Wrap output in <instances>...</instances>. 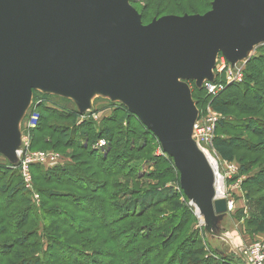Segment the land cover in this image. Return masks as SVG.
<instances>
[{
  "label": "water",
  "instance_id": "water-1",
  "mask_svg": "<svg viewBox=\"0 0 264 264\" xmlns=\"http://www.w3.org/2000/svg\"><path fill=\"white\" fill-rule=\"evenodd\" d=\"M259 44L264 0H214L203 15L148 25L128 0H0V155L16 161V121L34 89L73 100L82 114L102 89L158 140L211 232L227 210L213 201L212 169L191 139L198 110L186 83L213 82L219 55L234 65Z\"/></svg>",
  "mask_w": 264,
  "mask_h": 264
},
{
  "label": "rangeland",
  "instance_id": "rangeland-1",
  "mask_svg": "<svg viewBox=\"0 0 264 264\" xmlns=\"http://www.w3.org/2000/svg\"><path fill=\"white\" fill-rule=\"evenodd\" d=\"M128 1L133 9L138 12L141 24L148 25L156 19L169 17L172 13L175 14L177 11L183 14L186 13L185 15L192 12H196V15L199 16L203 15L211 10V4L214 0ZM174 14L172 16L180 17L179 15ZM262 54H264V44H259L258 46L251 49L244 60L238 61L234 63V65H230L231 68L228 69L226 67L221 71V60L218 57L217 63L215 61V68L213 69V73L215 74V83L213 85L216 86L217 84H225V87L216 93L212 92V89H210V87H204L203 84L202 92L198 93L196 89H193V87L196 85L194 81H187L186 83L189 86L190 94L191 90L194 91V100L197 104L194 103L193 99L192 101L195 105L196 110L198 109L199 113L197 124H199L200 126L202 125L201 127H203L204 120L209 114H215L216 116L218 115L220 117V120L224 121V123H227L228 125L234 124L228 129L223 126H216L217 128H215V131L213 133L214 139L212 140V142H206L204 140L203 142H201V148H203L208 153V158L216 171H219V174L222 173L225 168L223 167V164L225 162L229 164L236 163L238 166L241 164L243 166H247L248 163H251L252 166L251 171L247 176L239 173L238 176L236 175L231 180H228L226 182L227 188L229 189L230 194H232L233 200H235V206L233 209L234 211L231 213L226 212L225 214L211 221V232H209L215 235L212 236V234L207 231L206 225L200 222V219L197 217L195 211H193V209L189 207V200L185 196L183 189H181L180 187L178 170L175 168V170L177 171L176 172L173 169L174 167L172 159L167 154L162 152L161 145L159 144L158 140H156L154 135L150 132L153 135L151 136L146 130L143 129L142 126H139L136 123V119H124L123 114H120V112L115 113L110 120L104 121L105 119L109 118L117 108H119V104L121 103L115 102L114 104H112L113 102L107 97V94L102 89L98 88H94L89 95V106L86 109L87 111L85 112V118H81L82 116L80 117L76 115L77 113H80V115L82 113L73 102V100L67 97L53 95L52 91L43 88H36L32 91L31 98L29 99L27 104V106H29L28 108L26 106L27 109L25 108L26 110L24 109V111L19 114L15 126L16 129L19 130L20 135H22L20 145L21 158H23L24 160V158H26L27 155L30 154L47 153V155L53 154L58 157L60 156V159L58 162L48 161L44 165H30V168L28 169L30 177V187H32V191H30L27 187L24 186L21 173L18 171L19 159L15 157L16 161L12 163L6 158H3L2 155H0L1 193L2 190L5 189L2 197L5 198V195L9 193L11 188H17L12 187V185H9L7 187L6 185V181H12L13 178L15 179L16 177L18 179L21 178L22 187H24L25 191H27V194H21V192H18V194H16V196L12 200L14 202H20V199L21 201H26V205L23 204L16 207L25 208L26 206H29L33 211V214L35 215L42 214L44 212L45 214L43 213V215L46 216V213H48L50 209L60 208V206H58L56 203L51 202V198L48 197L51 196V194L58 195L60 190H69L73 194L76 193L77 195L88 198L89 195H84L82 192L78 191L74 192V190L70 187L66 189L63 186H60V184H54L48 181L46 178L44 179L40 174V169H43L45 171L53 169L55 167L66 165L67 163L71 162L68 156L74 155L76 159L73 162L75 164H78L81 170L90 171L89 174H94L93 181H97L98 184L100 183L102 185V187H100L101 191L98 190V192L104 193L105 199L107 197L116 195V204L118 205L124 204L126 206L129 203L132 204V201H135L134 199H136V197L141 198L145 193H147V191H151L154 189L163 191L165 190L168 191L167 193L170 192V194L167 195L171 196V198L166 202L156 205V207H154L152 211H148L145 219L137 222L133 221V223L127 222L125 224H122V227H125L129 224H132L133 227L148 223L152 219L159 218L160 215L156 214L161 212L167 213L165 217L168 218L175 217L177 215L179 219L182 215V220L186 223L184 229L180 231V237L177 239V242H181L182 240L187 239V236H189L192 231H196L197 237L201 241V247L203 248L205 253L207 252L208 254L212 255L215 254L219 259L230 255L236 256L237 249L239 247L249 245L250 242H253V237L257 235L262 237L264 236V228L261 227H258V234H248L249 230L253 228L252 226L248 227L247 224H245L246 221L249 220V218L255 219L258 215L257 209L255 208L253 203L254 201L247 200L246 198L245 191L248 192V189L250 187L246 188L245 184L248 182V180H251V177H257L259 169L261 170L263 168L264 153L259 154L254 151L247 153L244 151H231L230 147L235 145L240 146L238 148L244 147V144H242L244 137H248L252 145H257L261 142H264V137H254L247 132H235V130H237L238 128H245V125H238V123L241 124L243 123V121L249 123L248 125L251 129H254L256 127V125L253 123L258 122L257 117L258 119L264 121V106H262L263 109L261 110H258L259 108L254 109L257 112H252L253 114H251L250 112L253 110L247 109L246 105L244 107V102L234 90L236 88H232L231 90L233 92L231 91V93H226L228 90H226V88L230 87L231 85H243L248 82L249 79L247 77L248 75H250L249 61L251 59H259ZM230 78L232 79V82L229 83ZM259 82L262 85V81L260 80ZM263 97L262 99L264 100ZM223 102H232V105L236 106H225V104H221ZM43 105L48 106V108L51 107L50 109L52 110L49 109V111L42 112L41 109ZM245 109L247 110L244 111ZM51 113H59L62 114V116L64 115L65 117H67V119L64 117L68 122L67 126L63 127L61 122V127L66 130V136L68 138L65 141L67 142L66 145H64V141H62L61 145L60 143L57 144L56 140L58 136L56 135V133H54L50 126H58L60 122L52 120V117H54V115ZM87 122L89 123L86 127H88L91 133L94 135L95 140L92 141V143L85 140L82 146L85 150L81 152L77 149L72 150L70 148H66L67 146L70 147L76 145L79 142H77L76 136L72 137V135L74 134L70 128L72 124L77 128V126L86 125ZM61 130L62 129L60 128V132ZM123 137L128 138L129 143L126 145H122L123 148L121 153H125L126 147H129L128 152L124 154L118 161L119 163L121 162V164H118L114 170L110 171L107 169V165H105L107 162H102L100 163L102 165H99L100 168L97 170V160L102 157H104L103 159H105L107 156L106 146L109 145L110 142H119V140H121ZM106 139H109L110 142L106 141ZM102 142H105V145L100 146V148L98 147V150H96V147ZM88 147L90 150L87 149ZM130 147H132L134 150ZM139 149L140 152L137 153L136 150ZM7 166L10 172L15 173L16 176H13L14 174L10 176V174L6 175L7 173H4L6 172L5 170ZM36 166H38V168ZM129 168L134 169V172H130ZM115 171L118 172H116L117 175H114ZM18 179L17 182L19 183L20 181H18ZM239 181L242 182L240 186L237 187ZM103 184L106 185V187H104ZM66 186L69 185L66 184ZM214 186L215 184L213 185V189H215ZM33 194H35L37 197V200L35 201L33 200ZM122 194H125L124 197L118 196ZM29 195L31 197V203L29 202ZM255 195L256 197H263L264 191H256ZM8 196H10V194H8ZM256 197L254 198L256 199ZM53 199L58 198L54 197ZM2 201L3 200H0V207H2ZM186 202L190 211L186 207ZM110 204H112V202H110ZM113 206H116L115 203L111 205V207ZM16 207L14 206L13 208ZM13 208L11 209L13 210ZM61 208L65 209L66 211L70 210V208L66 206H61ZM96 209L97 214H94H96V216H99L100 212L98 208ZM140 211L142 210L136 208V213ZM0 218H2V213H0ZM176 222L178 221L175 220L169 225L168 231H170L173 227H176L174 226ZM83 227L87 228L88 226L84 225ZM37 228L39 229V231H42V226L40 225H35L32 230H37ZM0 229H4L3 226ZM59 229L60 232L65 231L63 227ZM17 230L18 231L16 234L12 232V235L10 233L12 236L9 241L7 240L8 236H4L6 244L10 245L9 250L12 252V254H14L15 252L16 254L18 252H21L22 254H25V256H29V258L33 255H36L37 251L35 250V248H32L34 251H32L28 247H24L23 249L19 250V248H17V245L13 243L15 239L17 240L22 238L23 236H26L27 231L30 230V228L23 226L18 228ZM220 234L223 235V238L224 236L229 238L231 237L230 239L233 240L235 246H232V241L229 238L228 239L229 242L231 241V244L219 240L218 235ZM96 236L97 235L95 233L90 231L83 234L82 239H89L90 237L92 238ZM65 238H67V241L75 243L70 240L69 233L65 234ZM33 242L34 238L32 237V239L30 238L27 243L31 245ZM89 242L90 241H88L87 243L89 244ZM137 246L146 247V243H139L137 244ZM90 249H95V247H92ZM16 254H14V256ZM196 259L200 258L196 257ZM193 261L195 262V260ZM235 261L237 262V264H241V260L238 256L235 257ZM217 262L219 263V261Z\"/></svg>",
  "mask_w": 264,
  "mask_h": 264
},
{
  "label": "trees",
  "instance_id": "trees-1",
  "mask_svg": "<svg viewBox=\"0 0 264 264\" xmlns=\"http://www.w3.org/2000/svg\"><path fill=\"white\" fill-rule=\"evenodd\" d=\"M173 14L174 13L171 15ZM175 14L181 17L186 13L183 14L177 11ZM196 14V12H192L187 15ZM249 72L250 75L247 77L249 79L248 82L243 85H231L226 88V90L228 89L226 93H231V89L236 88L234 90L244 102V107L246 105L247 109L253 110L250 112L253 114L257 112L254 109L259 108L258 110H261L263 109L262 106H264V100L262 99L264 95V54H262L259 59H251L249 61ZM256 80H261L262 85ZM193 89H196L197 92L200 93L202 92L203 87L197 88L195 85ZM193 94L194 91L191 90L192 99L194 103H196ZM221 104H225V106H236L232 105V102H223ZM119 105V108H117L114 113L104 121L110 120L115 113L120 112V114H123L124 119H136V123L153 136L150 131L140 123L137 117L128 112L122 104ZM50 108L51 107L48 108V106L43 105L41 110L42 112L49 111ZM51 114L54 115L52 120L60 122L58 126L51 125L50 128L58 136L56 140L57 144L60 143L61 145L62 141L65 142L66 139H68L66 136V130L63 128L68 125L66 120L67 117L64 115L62 116V114L59 113ZM76 115L80 117L83 116V114L80 115V113H77ZM257 120L259 123H253L256 125L254 129L250 128L248 125L249 123L243 121V123H238V125H245V128H238L235 132H247L254 137H264V121L258 119V117ZM61 122L63 127H61ZM88 123L89 122L84 126H77L78 129L73 124L71 127L69 126L74 133L72 137L76 136L77 142H79L76 145L70 147L67 146L66 148L72 150L77 149L81 152L85 150L84 147H82L85 140L90 143L95 140L94 135L89 128L86 127ZM232 125H228L222 120L217 123V127L223 126L227 129L232 127ZM60 128L62 129L61 132ZM106 141H109V139H106ZM128 143L129 141L126 137H123L119 142H110V144L106 146V161L103 159L104 157L99 158L96 162L97 170L100 168L99 165H102L100 164L102 162H107L105 165H107V169L110 171L114 170L118 164H121V162L119 163L118 161L128 152L129 147H126L125 153H121L123 148L122 145ZM66 144L67 142H65L64 145ZM242 144H244V147L242 148L245 149L238 148L240 147L238 145L228 147H230L231 151H244L246 153L254 151L259 154L264 153V142L252 145L250 139L244 137ZM87 149H89V147ZM136 152L139 153L140 149L136 150ZM68 157L71 162L50 170L44 171L43 169H40V174L44 179L46 178L54 184H60V186H63L66 189L70 187L74 192H82L84 195H89V197H83L76 193L73 194L69 190H60L58 195L51 194V196H48L51 198L50 201L56 203L60 208L50 209L48 213H46V216L43 215L44 212L38 215L33 214V211L29 206H26L25 208L16 207L23 204L26 205L27 202L21 201V199L20 202H14L12 199L18 194V192H21V194H27V191L22 187L21 178L18 179L15 177L12 181H6L7 187L12 185V187L17 188H11L9 193L5 195V198L2 197L5 189L2 190V193L0 191V200H3L1 204L2 207H0V213H2V218H0V228H2V226L4 228L2 230L0 229V264H237L235 261L236 256L230 255L219 259L215 254L212 255L207 252L205 253L201 247V241L198 239L196 231H192L191 234L187 236V239L177 242V239L180 237V231L184 229L186 223L182 220V215L179 219L177 215L168 218L165 217L167 213L161 212L156 214V212L154 214L160 215V217L152 219L148 223L133 227L132 224H129L122 227L121 225L127 222L133 223V221L137 222L145 219L148 211H152L156 205L166 202L171 198V196L167 195L170 194V192L167 193L168 191L165 190L154 189L147 191V193L141 198L136 197V199H134L135 201H132V204L129 203L126 206L124 204L118 205L116 204V195L105 199L104 193L101 192V194L98 192V190L101 191L100 187H102V185L100 183L98 184L97 181H93L94 174H89L90 171L81 170L80 166L73 162L76 159L74 155ZM239 166L240 173L246 176L250 173L252 168L251 163H248L247 166H243L242 164ZM36 167L38 168V166ZM129 169L130 172H134V169ZM173 169L175 170V168ZM5 171L6 172L4 173H7L6 175L10 174L11 176L14 174L13 176H16L15 173L10 172L8 166ZM117 171H115L114 175H117ZM17 179L20 181L19 183L17 182ZM66 184L69 186H66ZM104 187H106V185H104ZM245 187H250L248 192L245 191L246 198L247 200L254 201V206L258 212L257 218H249L245 223L248 227L252 226L253 228L249 230L248 234L254 235L259 233L258 227L264 228V196L256 197L255 195L256 191H264V166L261 170L259 169L257 177H251V180H248ZM8 194H10V196H8ZM124 195L125 194L118 196L124 197ZM52 197H57L58 199H53ZM254 197H256V199ZM29 202H32L30 195ZM110 202H112V204L115 203L116 206L111 207L112 204H110ZM14 206L16 208H13ZM61 206H66L70 208V210H67V212L65 209H62ZM186 207L189 210L187 202ZM11 208H13V210ZM96 208H98L100 212L99 216H96ZM136 208L141 209L142 211L136 213ZM174 219L178 221L174 224L176 227H173L168 231L169 225L175 221ZM35 225L42 226V231H39L38 228L37 230L39 232L37 230H32ZM54 225L58 227H55ZM84 225H87L88 227L84 228ZM23 226L29 227L31 231L28 230L26 236L17 240L15 239L13 243L17 245L19 250L28 247L34 251L32 248H35L37 254L30 258L21 252H18L17 254L15 252L14 254L16 255L14 256L9 250L10 245L6 244V241L4 240V236H8L7 240L9 241L13 235L12 232L16 234L18 231L17 229ZM62 227L65 231L60 232L59 228ZM90 231L97 236L90 237L89 239H82L83 234ZM68 233L70 234V240L75 243L66 240L67 238H65V234ZM32 237L34 238V242L29 245L27 242L30 238L32 239ZM88 241H90L89 244L87 243ZM139 243H146V247L137 246ZM92 247H95V249H90ZM196 257L200 259H196ZM193 260H195V262Z\"/></svg>",
  "mask_w": 264,
  "mask_h": 264
},
{
  "label": "built area",
  "instance_id": "built-area-1",
  "mask_svg": "<svg viewBox=\"0 0 264 264\" xmlns=\"http://www.w3.org/2000/svg\"><path fill=\"white\" fill-rule=\"evenodd\" d=\"M218 57L221 60V65H222L220 71L225 69L226 67L228 69L231 68V66L226 62V60L221 55H219ZM217 58L215 60L216 63H217ZM214 79H215V74L213 73V82L205 81L203 85L204 87H208V88L210 87V89H212V92L216 93L219 90H222L225 87V84H217L216 86H214L213 85L215 83ZM230 82H232L231 78L229 80V83ZM85 117H86V113L83 114L81 118H85ZM198 117H199V113L193 125L191 139H193V141L195 142L197 149L201 153L204 154L209 167H211L212 169L213 177L215 180V182L213 181L215 184L214 186L215 189L213 193V196H214L213 201L224 199L225 209L227 210L226 212L231 213L234 211L233 209L235 206V200H233V196L232 194H230L229 189L227 188L226 182L228 180H231L234 176L239 175L240 166H238L236 163L229 164L225 162L223 164V167H225L223 172L219 174V171L218 172L216 171V169L213 167L212 163L210 162L208 158V153L203 148H201V142H203V140L206 142H212V140L214 139L213 133L215 131L218 121L220 120V117L218 115L216 116L215 114L213 115L209 114L207 118L204 120L203 127H201L202 125L200 126L199 124H197ZM21 136L22 135H20V143L22 139ZM102 145H105V142L100 143L96 147V150H98L97 148L98 147L100 148V146ZM20 147L17 149L15 153V157L19 159L18 171L21 173L22 182L24 186L27 187L28 190L32 191V187H30V182H29L30 177H29V172H28L30 165L32 164L44 165L48 161L58 162L60 159V156L58 157L53 154L47 155V153H38V154L27 155V157L24 158L23 160V158H21ZM216 182H217V186H216ZM241 182L240 181L238 182L237 187L240 186ZM33 198H34L33 199L34 201L37 200V197L35 194H33ZM188 205L189 207L193 209V211H195L197 217L200 219V222H201V216H200L199 211L196 210L192 202H189ZM224 238L228 239L226 236H224ZM236 256L240 258L241 264H264V242L253 241V242H250L249 245L247 246H241L237 249Z\"/></svg>",
  "mask_w": 264,
  "mask_h": 264
},
{
  "label": "crops",
  "instance_id": "crops-1",
  "mask_svg": "<svg viewBox=\"0 0 264 264\" xmlns=\"http://www.w3.org/2000/svg\"><path fill=\"white\" fill-rule=\"evenodd\" d=\"M217 218H218V217H217ZM225 234H226V232H225ZM227 238H229V237H227ZM229 239H230V238H229ZM253 239H254L253 241H263V242H264V236L262 237V236L257 235V236H255V237H253ZM219 240H222V241H224V242H226V243H230L228 239L223 238V237H220ZM230 240L232 241V239H230ZM230 244H231V243H230ZM232 245H234L233 241H232ZM234 246H235V245H234Z\"/></svg>",
  "mask_w": 264,
  "mask_h": 264
},
{
  "label": "bare ground",
  "instance_id": "bare-ground-1",
  "mask_svg": "<svg viewBox=\"0 0 264 264\" xmlns=\"http://www.w3.org/2000/svg\"><path fill=\"white\" fill-rule=\"evenodd\" d=\"M201 220H202L201 223H203L204 221H203V218H202V217H201ZM230 238H231V237H230ZM232 241H233V240H232ZM230 242H231V241H230ZM232 246H233V245H232Z\"/></svg>",
  "mask_w": 264,
  "mask_h": 264
}]
</instances>
